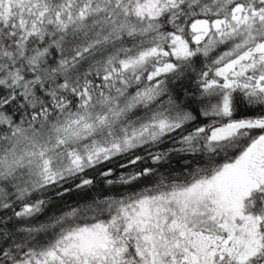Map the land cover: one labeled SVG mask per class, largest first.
<instances>
[{
    "label": "snow or ice",
    "instance_id": "1",
    "mask_svg": "<svg viewBox=\"0 0 264 264\" xmlns=\"http://www.w3.org/2000/svg\"><path fill=\"white\" fill-rule=\"evenodd\" d=\"M0 264H264V0H0Z\"/></svg>",
    "mask_w": 264,
    "mask_h": 264
}]
</instances>
